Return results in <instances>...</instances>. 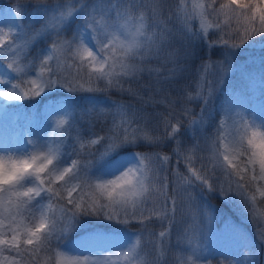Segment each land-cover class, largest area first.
<instances>
[{
    "label": "snow or ice",
    "instance_id": "snow-or-ice-1",
    "mask_svg": "<svg viewBox=\"0 0 264 264\" xmlns=\"http://www.w3.org/2000/svg\"><path fill=\"white\" fill-rule=\"evenodd\" d=\"M23 7L18 4L13 19L0 26V100L27 101L57 90H116L137 96L141 107L112 101L107 107L116 110L120 122L102 126L104 134L100 135L91 129L103 118L106 107L95 97H85V107L53 103L52 115L60 117L56 126H68L65 134L73 128L77 109L83 115L96 113L98 120L88 121L87 134L77 127L70 151L64 134L41 142L31 132L24 148L3 147L0 264H40L41 259L45 264H109L108 257H81L71 251L110 240L107 232L90 231L78 242L69 241L70 233L91 220L118 225L135 220L144 225L120 250L127 264H135L138 245L148 230L146 221L153 216L171 221L177 189L189 197L199 188L201 194L224 201L238 199L264 246V131L257 130L264 129V118L257 124L256 117L249 120L242 107H229L216 119L210 108L247 47L264 44V0L219 4L217 0H177L166 17L160 0H79V7L35 0L31 7L39 27L33 25V15L29 26L23 25ZM77 16L80 22L68 35ZM45 38L50 41L47 48L32 56V48ZM174 45H179L178 50L168 51ZM198 48L206 52L197 65L196 78L173 98L167 85L175 83L177 72L183 70L180 66L196 57ZM145 74L149 83L140 85ZM133 84L147 91L141 94ZM181 99L198 102L199 113L194 114L186 103L180 104L177 113ZM161 104L170 109L167 114L146 110ZM189 116L190 127L201 129L216 120L214 138L206 148L209 154L197 157L200 168L193 161L198 145L185 148L180 139L181 117ZM168 141L175 145L176 164L183 158L187 166V173L178 167L172 171L176 187L171 196L169 177L162 173H167L172 156L136 151L140 145L159 147ZM96 145L100 147L93 151ZM161 201H170L171 208ZM200 216L213 221L214 210L205 205ZM169 235L170 229L161 230L148 243L159 253ZM198 253L199 243L179 264H205L209 258ZM249 259L255 264L254 253Z\"/></svg>",
    "mask_w": 264,
    "mask_h": 264
},
{
    "label": "trees",
    "instance_id": "trees-1",
    "mask_svg": "<svg viewBox=\"0 0 264 264\" xmlns=\"http://www.w3.org/2000/svg\"><path fill=\"white\" fill-rule=\"evenodd\" d=\"M5 2H9L11 7H16L18 4L23 5V21L25 22L26 26H29L30 21L29 17L33 13V9L31 4L35 2V0H4ZM51 4H66L68 5H75L79 7V0H48ZM89 2H95V0H89ZM146 2H151V0H146ZM177 0H160V3L163 6V17L168 15L169 10L174 7ZM208 2V0H205ZM227 0H217V4L219 3H226ZM2 6V5H0ZM80 22L79 16L73 21V25L68 29V35H71L72 29L75 27L76 24ZM33 23V22H32ZM194 24L198 25L197 21L193 22ZM233 27H236V21H230ZM34 25V23H33ZM171 26V25H169ZM258 39V38H257ZM49 39L45 38L38 41L35 46L31 50V55L35 56L37 52H39L42 48L48 46ZM255 46V45H254ZM254 46L248 48L249 50H254L252 52L253 59L252 61H245L242 69L237 71L232 76L227 79L225 86L228 88L227 93L224 95L223 92H219L218 100L221 101V107L223 109H227L229 107H242L246 110V114L251 120L252 116L256 117V123L259 124L260 120L264 118V59H260V55L264 53V48H261V52L258 55H254L257 51L256 47L253 49ZM179 45H174L168 51H177ZM206 49L198 48L197 49V56L193 59L189 60L186 65H181L180 67L183 69L182 71H178L175 77V83L167 85V87L171 91V95L175 98L178 93L179 89H182L184 85L190 84L196 78V68L197 65L200 63L201 57L205 55ZM217 55H213V59H217ZM155 64V61L153 62ZM171 63L168 64V67H171ZM72 69V68H70ZM75 69L71 71L74 73ZM149 83V77L147 74L144 75L142 80L140 81V85H147ZM125 87H129V85H125ZM132 87L134 90L144 94L147 89L141 88L139 85L133 84ZM95 97L97 99L98 104H102L106 107V111L103 114V118H100V122L95 123L94 127H92V131L95 133H99L103 135L102 126L108 127L111 126L113 120L118 124L120 122V116L116 113L114 108H108L107 106L111 104L112 101H117L119 103L130 104L134 109L141 107V102L137 96L129 95L126 93H121L116 90H111L107 92H97V93H68L64 90H57L53 93L45 94L43 97H36V99H29L27 105H25L24 110L26 114H30L31 119L28 121V125L25 128L27 133L31 132L32 135H35L38 130V119L40 118V107L44 104V100H58L57 98H67L70 101V104H76L80 107H85L88 104L87 99L85 97ZM263 98V99H261ZM186 103L188 107H193V104L181 99L178 101L176 105V111L179 112L180 104ZM22 105L17 103L15 110H19ZM198 108L200 105L197 106ZM148 112H152L153 110L157 112H162L167 114L170 109L166 108L164 105H157L155 109L152 106H148L146 108ZM195 111V110H194ZM192 111L194 114L195 112ZM35 112V114H33ZM192 117H181L182 120V127L180 130V134L182 129L188 124V121L191 120ZM98 117L96 113H92L90 115H83L79 109L76 111V115L73 122V128L68 130L65 134V130L68 129L67 125H64L60 131L58 132V137L64 134V138L66 141V145L68 150H71V145L75 143L73 137L76 135L77 127L80 129L81 132L87 134L89 130V123L88 121H97ZM36 127V131H35ZM258 131H264V129H257ZM160 131L163 132V126H160ZM174 143L172 141H168L162 146L159 147H149L148 145H140L137 147L136 151L140 152H161L165 155L172 156V160L168 167V172L170 169L173 168V161L176 158L173 156L172 149L174 147ZM78 147V145H77ZM99 145H96L93 151L96 148H99ZM102 151V149H101ZM183 164L180 161L179 167ZM171 189V188H170ZM170 189L168 195L170 196ZM204 199L208 202L209 207L214 210V224L217 227L224 225L227 228L228 233H230V237L232 240V244H227V248L230 249L228 253L225 251H212L210 250L203 255V257H208L209 260L205 262V264H250V256L254 253L255 254V264H260L261 256L259 257L258 254V247L259 242L258 238L254 236L249 230L244 228V225L238 220L233 212L229 211L228 205L224 203V201L216 195H207ZM259 199V197H258ZM70 207V206H69ZM228 210L230 213H228ZM156 218V217H153ZM152 218V219H153ZM191 227L193 228V223L196 222V219H191ZM198 220V219H197ZM162 222V221H160ZM103 221H95L91 220L90 222L86 223L91 227L87 229H80L77 232L70 233L68 236L69 241H75L77 238L82 237L86 232H90L89 230L93 227H101L103 226ZM149 224V223H147ZM162 224H164L162 222ZM137 224L135 222L128 223L127 225H118L115 223H111L106 225L107 228L113 231H121V232H128L129 230H135ZM117 229V230H115ZM102 232V231H100ZM194 233V232H193ZM188 239V242L182 245H178L177 251L175 254L177 255L178 262H180L181 258H187L192 253V248L199 243V253L201 252V241H194V238H190L187 234L182 239ZM173 238L167 239L172 240ZM167 243V242H166ZM236 252V254H235ZM240 256L241 259L237 256ZM162 262V261H160ZM40 264H45L44 260L41 259Z\"/></svg>",
    "mask_w": 264,
    "mask_h": 264
},
{
    "label": "rangeland",
    "instance_id": "rangeland-1",
    "mask_svg": "<svg viewBox=\"0 0 264 264\" xmlns=\"http://www.w3.org/2000/svg\"><path fill=\"white\" fill-rule=\"evenodd\" d=\"M53 1V0H50ZM0 26L6 25L10 22L14 15L16 7H11L9 2H5L4 0H0ZM62 5L66 6V4ZM33 15V14H32ZM30 21V20H29ZM35 27H39L38 23H35V17L33 15V21ZM25 27L26 24L22 21ZM256 47L257 51L254 55H258L261 52V48H264V44L257 43L253 47ZM45 47L44 49H46ZM248 48L244 52L243 56L240 58L236 70L230 75L232 76L237 71H240L245 64V61H252L253 56L252 52L254 50H249ZM43 48L41 50H44ZM40 50V51H41ZM260 59H264V53L260 55ZM7 63V61H5ZM71 63V61H69ZM78 63V61H77ZM74 68H65L66 72L73 71ZM87 71V69H85ZM229 76V77H230ZM181 89H179L180 91ZM228 91V88L224 85L223 94L225 95ZM220 92V91H219ZM216 94L215 99L213 101V105L210 108H214L213 115L216 119L219 118V113L222 111L221 101L218 100V94ZM48 94V93H47ZM45 96V95H43ZM41 96V97H43ZM36 99V98H34ZM58 100H44V104L40 107V118L38 119V130L35 135H32L33 139H39L41 142L44 140L52 141L58 138V132L62 127L56 126V120H58L59 116L52 115V105L53 103L63 105L65 103L70 104V101L67 98H57ZM263 99V98H261ZM184 100V99H183ZM185 101V100H184ZM264 102V101H263ZM17 103H19L21 108L17 111L14 108L16 107ZM27 101L21 102H8L0 100V154H3L2 149L3 147H11V148H24L25 144L24 141L28 136V133L25 131V128L28 125V121L31 119L30 114H26L24 110L25 105H27ZM193 104V107H189L195 114H198L200 111V107L198 102H190ZM35 114V112L33 113ZM215 123L216 120L213 119L210 121L203 129L198 126L190 127L189 123L182 129L180 134V139L183 143L185 148H190L194 144L198 145L197 151L193 155L194 166L196 168H200V160L197 158L201 155L207 156L209 153L206 151L207 144L210 143L211 138H214L215 135ZM231 122H229L230 125ZM227 128V126H226ZM36 131V127H35ZM206 138H208L206 143ZM29 150H31L29 148ZM191 154V153H189ZM175 156V155H173ZM182 162V166L179 167L176 164V158L174 159L172 165L173 168L170 169L167 174L169 177V189H170V196L173 195L172 188L176 187L172 183V171L178 167L181 173H187V166L183 158L180 160ZM114 178V177H108ZM168 189V192H169ZM76 195L75 193L73 194ZM207 195V192L201 194L199 188H196L191 193V197L188 194L183 193L179 189H177V205H176V212L174 214H170L172 216L171 221L169 219H160V218H153L151 220L146 221L148 225V230L144 231V235L138 245V249L140 250V254L136 257L135 264H179L177 255L175 252L177 251L178 245H182L188 242L189 238L182 239L187 234L190 238H194V241H201V252L200 256L203 257L205 253L209 250L212 251H225L228 253L230 251L227 248V244H232V240L230 237V233H228L227 228L222 225L220 227L215 226L213 221H207L202 216H200V210L204 208L205 205L209 206L208 202L204 199ZM219 197V196H218ZM221 198V197H219ZM222 199V198H221ZM223 200V199H222ZM224 201V200H223ZM161 203H167L168 207L171 208L170 201H161ZM228 205L229 211L233 212L234 216L240 220V222L244 225V228L249 230L254 236L257 237L256 234V227L253 223L250 222V217L247 214L246 210H244L238 199H232L229 201H224ZM147 207H151V202ZM230 213L228 210H226ZM196 219V222L193 223V228L191 227V219ZM198 219V220H197ZM162 221L164 224H162ZM139 223L135 220L129 223ZM103 226L101 227H93L89 231H102V232H114L110 231L111 229L107 228L106 225L114 223V222H107L103 221ZM91 226L84 225L82 229H87ZM144 225L140 224L136 226V229L131 230L129 232H124L122 234H110L109 241H100L90 244L86 247H79V248H72L71 251L75 254L83 256H90L92 258H102L108 257L110 258L109 264H127L126 259L120 254L121 248L129 241L134 240L135 237L133 234H139ZM170 235L168 239L173 238L172 240H167L165 247L158 253L155 249H153L152 245L148 243L152 239V235H158L161 230H169ZM149 232L152 235H149ZM194 232V233H193ZM81 239V238H80ZM78 239L75 242H78ZM236 254V252H235ZM258 254L259 257L261 256L260 264H264V246L259 243L258 247ZM5 255H8L6 252ZM239 260L241 257L237 256ZM162 261V262H160Z\"/></svg>",
    "mask_w": 264,
    "mask_h": 264
}]
</instances>
